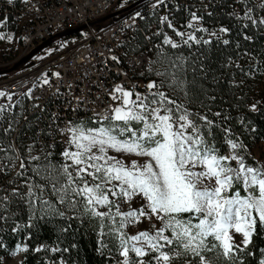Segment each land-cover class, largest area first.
Listing matches in <instances>:
<instances>
[{
	"label": "snow or ice",
	"instance_id": "obj_1",
	"mask_svg": "<svg viewBox=\"0 0 264 264\" xmlns=\"http://www.w3.org/2000/svg\"><path fill=\"white\" fill-rule=\"evenodd\" d=\"M167 19L164 17L165 21ZM187 27L192 28L193 24L190 22ZM177 35L187 36L185 44L188 40L199 42L192 34L178 32ZM3 38L0 35V39ZM165 43L178 47L168 38ZM176 67L173 62L171 68ZM157 75L165 79L159 85L149 83L148 89L156 91L143 98L136 93L132 99L133 91L117 86L114 91L120 96L112 98L119 99L120 104L112 109L111 115L102 117L106 124L90 128L81 122L62 130L69 137L61 154L63 162L52 163L50 152L43 158L32 156L31 147L28 159L38 162L34 169L36 175H43L61 204L67 202L77 210V206L82 205L81 214L91 213L98 217L101 227L105 219L111 222L109 233L116 234L120 254L124 257L121 264H152V261L173 264L176 257L186 255L197 257V264H214L205 253L217 248L222 250L218 256L231 259L234 233H240L242 243L247 244L251 242L257 221L264 227V164H248L246 146L227 136L225 141L231 151L220 153L209 139L213 122L206 116L189 112L182 103L161 90L167 85L173 92L185 91L186 82L168 69ZM4 95L0 92V96ZM11 99L9 95L8 100ZM3 110L0 106V112ZM197 119L203 123H198ZM9 150L15 151L11 145ZM4 151L0 143V152ZM110 152L147 159L143 163L136 160L127 163ZM14 159L20 157L17 155ZM3 167L0 163V170ZM42 187L36 185L37 189L42 190ZM241 188L244 195H241ZM135 197H140L144 203L139 208L129 206L127 211H122V204L131 205ZM39 200L52 208L42 195ZM99 208L107 211H99ZM57 214L64 216L63 211ZM117 217L120 218L119 227H112ZM152 217L161 222L159 228L153 225L152 230L136 235L123 231L128 225L141 222L142 218ZM194 219L198 222L193 223ZM235 247L238 249L240 245ZM166 248L169 250L164 251ZM20 250L27 251V248ZM130 252L136 257L156 255L149 260H134ZM185 264H192V261L186 259Z\"/></svg>",
	"mask_w": 264,
	"mask_h": 264
},
{
	"label": "trees",
	"instance_id": "obj_2",
	"mask_svg": "<svg viewBox=\"0 0 264 264\" xmlns=\"http://www.w3.org/2000/svg\"><path fill=\"white\" fill-rule=\"evenodd\" d=\"M213 3L210 14L203 12L207 27L202 29L207 31L188 30L187 34L196 36L199 42L188 40L185 44V36L178 39L176 48L164 43V51L157 52L147 77L161 83L165 77L157 72L175 71L186 82L187 96L185 91L173 92L167 85L161 90L189 112L206 116L213 122L209 139L220 153L231 151L225 141L227 136L246 146L248 164H258L254 151L264 142V0H213ZM181 15H177V24L182 21ZM215 25L227 31L214 29ZM173 62L177 65L174 69ZM0 106L4 109L0 112V143L6 149L0 152V163L4 165L0 170V198H4L0 199V264L18 245L28 247L22 264H121L119 240L114 232L109 233L111 222L105 219L101 227L98 217L81 214L82 205L77 210L67 202L61 204L43 175H36L34 169L38 162L28 159L31 147L30 155L43 158L50 152L49 159L57 164L63 162L64 150L42 148L37 140L35 120L26 119V114L17 106ZM86 122L99 125L90 120ZM197 122L203 123L198 119ZM9 145L14 149L16 146L18 152L9 150ZM17 155L20 159H14ZM22 160L26 173L15 169ZM38 184L43 186L42 190L36 188ZM244 194L241 188V195ZM41 195L52 205L51 209L40 203ZM57 211H63L64 216ZM112 227H119V221ZM208 239L211 241V237ZM37 248L40 250L36 251ZM221 251L217 248L205 255L214 264H264V227L257 221L249 245L235 248L231 259L218 256ZM154 255L150 253L143 259L149 260ZM130 256L134 260L142 259L131 252ZM186 259L197 264L198 258L190 256L173 264H184Z\"/></svg>",
	"mask_w": 264,
	"mask_h": 264
},
{
	"label": "built area",
	"instance_id": "obj_3",
	"mask_svg": "<svg viewBox=\"0 0 264 264\" xmlns=\"http://www.w3.org/2000/svg\"><path fill=\"white\" fill-rule=\"evenodd\" d=\"M213 6V0H0V27L17 36L19 51L2 67L45 44L22 67L0 74V90L24 101L26 119L35 120L42 148L65 150L69 137L62 130L84 120L107 122L102 117L120 104L112 98L120 96L117 86L133 91L132 99L136 93L143 98L155 92L148 84L160 81L147 76L166 38L178 44L185 37L178 32L204 28L203 12L210 14ZM168 32L176 39L165 36ZM21 170L27 172L24 166ZM24 248L28 251L18 245L3 264L14 259L22 264Z\"/></svg>",
	"mask_w": 264,
	"mask_h": 264
},
{
	"label": "rangeland",
	"instance_id": "obj_4",
	"mask_svg": "<svg viewBox=\"0 0 264 264\" xmlns=\"http://www.w3.org/2000/svg\"><path fill=\"white\" fill-rule=\"evenodd\" d=\"M155 22H157V19L154 20ZM263 21H264V17H263ZM0 35H2L4 38L0 39V72H5L8 71L9 69H12L14 67V65H9L8 68L2 67L3 65L8 64L9 61H12L15 59V57L18 56V48H17V36L13 34V32L11 31L10 28H1L0 27ZM165 36L167 37H171L172 34H170L169 32L167 34H165ZM173 39H176L175 36H172ZM16 65V64H15ZM0 92H4L5 95L4 96H0V98L5 99L6 104H10L12 106H17L19 107L20 110H22L23 114H25L24 110H23V106H24V101L21 99H16V97L12 94H8L5 91H1ZM11 96L12 99L8 100V96ZM87 120L81 121L83 122L85 125H87L90 128H98L100 126H102L103 124L106 123H99L98 126H92L89 123L86 122ZM78 122V123H81ZM34 143H31V145H34ZM110 155H115L118 156L119 158L123 159L125 162L130 163L132 160H136L139 163H143L145 159V157H137L134 155H129L126 153H115V152H110ZM35 156H39V155H35ZM254 158L256 160V162L258 164H264V142H262L261 144H259L255 151H254ZM23 161V160H22ZM70 163V161H69ZM23 165H25V162L23 161ZM21 164H16L15 169H21ZM111 198V197H110ZM115 199V198H112ZM144 203V201L140 198V197H135L133 198V200L131 201V205L125 203L122 204L121 206V210L122 211H127L129 209V206L133 207V208H139L142 204ZM99 211H107L106 208H99ZM113 211H115L113 209ZM187 215V214H185ZM116 220H120L119 217L116 218ZM198 222L197 220H193V223ZM155 225L157 228H159L161 226V222L159 220H157L155 217H152L151 219H144L142 218L141 222L136 223V224H131L128 225L127 227L124 228V231L127 232L129 235H136L141 231H150L152 230V226ZM168 234V233H165ZM252 239V238H251ZM243 241V237L240 233H234L233 234V245H234V249L236 248L235 245H240L239 248H244L247 245H249V243L244 244L242 243ZM169 249H164V251H168ZM130 256V253H129ZM186 256H190V257H194L191 255H186ZM131 257V256H130ZM146 257V256H145ZM145 257H140V258H145ZM10 258V257H8ZM183 257H176L175 260L173 261V263H176L178 260H181ZM196 258V257H194ZM124 259V257L121 255V259L120 261H122ZM177 260V261H176ZM6 261V260H5ZM7 263L12 262V259L7 260ZM19 260L18 259H14L13 264H18ZM185 264V263H184ZM194 264V263H192Z\"/></svg>",
	"mask_w": 264,
	"mask_h": 264
},
{
	"label": "water",
	"instance_id": "obj_5",
	"mask_svg": "<svg viewBox=\"0 0 264 264\" xmlns=\"http://www.w3.org/2000/svg\"><path fill=\"white\" fill-rule=\"evenodd\" d=\"M111 16H112V15H111ZM111 16L107 17V19H109ZM44 46H45V44L38 46L37 49H35L30 55H28V56L22 58V60L19 61L16 65H14V67H13L12 69H10L9 71H15V70L19 69L20 67H22L23 63L27 62V61L30 60L32 57H34V56L37 54V52H39L40 49H41L42 47H44ZM2 73H4V72H0V74H2Z\"/></svg>",
	"mask_w": 264,
	"mask_h": 264
}]
</instances>
